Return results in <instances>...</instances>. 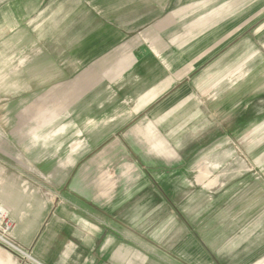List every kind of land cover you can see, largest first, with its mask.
I'll return each mask as SVG.
<instances>
[{"label":"crops","instance_id":"obj_1","mask_svg":"<svg viewBox=\"0 0 264 264\" xmlns=\"http://www.w3.org/2000/svg\"><path fill=\"white\" fill-rule=\"evenodd\" d=\"M90 1L55 27L53 0L7 10L34 20L10 68L0 57V219L13 223L0 264H264V165L236 164L258 175L188 227L166 196L195 165L185 156L217 151L212 124L222 145L264 128V58L249 47L264 41V0Z\"/></svg>","mask_w":264,"mask_h":264},{"label":"rangeland","instance_id":"obj_2","mask_svg":"<svg viewBox=\"0 0 264 264\" xmlns=\"http://www.w3.org/2000/svg\"><path fill=\"white\" fill-rule=\"evenodd\" d=\"M19 0H0V21H4V23H8L5 25V29H0V54H1V60H6V68H10L13 62V54L19 52L18 45H14L12 41V37L14 35H28L29 34V21L34 20V16H31L29 19L25 21V24L22 25V27H18V25L13 23V17L12 14L7 11L8 8H12L14 2H17ZM85 2H91L90 0H53L52 4V12L53 16L52 19L55 21L54 27L59 24V21L61 20L62 16L67 15L69 19L70 16L73 15V11H76L77 6L79 4H84ZM100 2V1H99ZM4 9V10H3ZM43 9V8H42ZM7 15H10V19L7 16H1L4 13ZM40 12H43L41 10L37 11L36 16H39L38 14ZM12 18V19H11ZM8 20V21H7ZM39 20V17L38 19ZM44 19H41V21ZM16 25V26H15ZM59 30V28H54ZM5 35V40L2 39L1 36ZM264 37H262V40ZM264 41L262 43H255V45L251 44L250 52L252 51H258L260 52V55L262 58H264ZM250 62L249 64H251ZM9 64V65H7ZM247 67V66H246ZM230 80L234 79L235 77H229ZM249 77H247L248 79ZM214 92L213 94H215ZM5 95V101L12 99V92H0V99L1 96ZM10 98V99H8ZM11 103V102H10ZM6 104L8 107H2L1 108V116L9 115L11 116V104ZM264 104H260V107L257 111H259V116H264ZM251 106V105H250ZM249 107V106H248ZM245 107L243 109L244 111L249 110L250 108ZM256 109V108H254ZM7 120V119H6ZM9 120V119H8ZM11 120V119H10ZM232 118H230V124H233ZM264 125H262L263 127ZM12 124L4 122L2 125H0V132H5L9 135L12 133ZM248 128L249 125L245 124L244 128ZM213 133V141L212 146L214 150L212 155H203L196 157L191 156H185L183 162L189 163L192 160L193 169L188 172L181 171L178 175H180V179L182 181V184L180 186L179 191H177V194L172 195V187H168V196L170 199L174 198L175 202L178 201L179 204L175 205V212L177 211V208L181 213L184 215V217L181 218V224L182 227H188V217L192 216H199L201 212L205 210L207 206H210L211 204V198L215 197L216 195H221V191L224 192L227 189V186L229 189L232 185V180L238 179V177H242L243 175L246 177L247 175L256 176L258 175L256 171L253 169H250L249 171H236V164H249L252 165L253 163L264 165V155L260 157H252L243 155L244 151H247L248 149H261V153H264V128L261 130V133L258 135V137L253 142L252 135L253 133L251 131L246 130L244 132L245 138L240 139L237 141L236 139H232V136L234 135L233 132H230L228 143L221 144L220 143V136L224 132H221V129L218 125L215 123L212 124V127L208 130ZM204 142V141H203ZM207 144H209V140L206 141ZM11 146V145H10ZM228 149L230 152V155L228 157H224L220 155V149ZM264 167V166H263ZM113 173H102V179H108L109 175H112ZM131 174V173H130ZM261 181L263 183L264 181V171L261 173ZM134 175V173H133ZM168 175V174H167ZM166 175V176H167ZM235 177V178H234ZM170 181V180H169ZM214 181V183L212 182ZM212 182L213 185L209 184ZM209 186V187H207ZM176 191V189H175ZM162 194V193H161ZM165 195V194H164ZM172 204L170 203L169 207H171ZM177 207V208H176ZM169 209V208H168ZM169 210H172L169 209ZM204 219H197V221H202ZM203 223V222H202ZM203 226V224H202Z\"/></svg>","mask_w":264,"mask_h":264},{"label":"built area","instance_id":"obj_3","mask_svg":"<svg viewBox=\"0 0 264 264\" xmlns=\"http://www.w3.org/2000/svg\"><path fill=\"white\" fill-rule=\"evenodd\" d=\"M13 227V223L7 217L0 219V228L3 233H7Z\"/></svg>","mask_w":264,"mask_h":264}]
</instances>
